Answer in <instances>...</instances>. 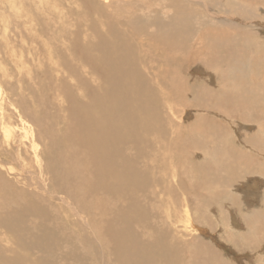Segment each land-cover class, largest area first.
Masks as SVG:
<instances>
[{"label": "rangeland", "instance_id": "obj_1", "mask_svg": "<svg viewBox=\"0 0 264 264\" xmlns=\"http://www.w3.org/2000/svg\"><path fill=\"white\" fill-rule=\"evenodd\" d=\"M105 2H3L0 88L49 117L42 131L27 114L2 118L22 157L38 153L34 187L8 174L20 198L0 191V264H126L131 248L132 264H264V155L250 148L264 147V0ZM102 55L122 65L132 107L81 136L66 90L95 112ZM63 59L81 75L55 70Z\"/></svg>", "mask_w": 264, "mask_h": 264}, {"label": "bare ground", "instance_id": "obj_2", "mask_svg": "<svg viewBox=\"0 0 264 264\" xmlns=\"http://www.w3.org/2000/svg\"><path fill=\"white\" fill-rule=\"evenodd\" d=\"M3 2H4V0H0V10H2ZM108 2H109V0H106L105 4H107ZM86 5L91 6L90 3H86ZM93 9H94V11H93ZM16 10H15V5H14V11H16ZM4 12H6L5 9H4ZM88 12L89 13L102 14L103 7L102 6H100V7H89ZM27 18L29 19L28 16H27ZM0 19L2 20V12L1 11H0ZM111 29H108V37L110 39H113V37L110 33ZM99 43L109 44V42L107 40H105L103 37L100 38ZM114 45L117 46L116 44H114ZM118 48L121 49V47H118ZM1 57H2V51H0V58ZM70 59L73 60V59H75V57L72 56ZM11 60H13V59H11ZM100 60H101V62H103L104 68H107V69L106 70L105 69L102 70V69H98V68L95 69V73L97 74L98 81H97V84L95 87L94 95L91 98V104H92V107L95 108V110H96L95 112L93 111L92 108L87 107V104L85 101L81 100L80 98L73 97L70 94L69 90L68 89L66 90V94L69 96V99L72 101L70 108H72V110L74 112V119L78 124L79 134L81 136H87L92 131L97 132L98 129L100 128V126L102 125L101 121H103L106 124L108 129L111 127V125H114V124L119 125L118 116H117V114H115V108H114L115 105L125 107L126 112H128L129 109L132 107V102L130 103L126 99V97L124 96L122 91L120 90V82L123 81V77L121 76L122 71H123L122 65L116 64L115 62L107 61V59L103 55L100 57ZM9 62H12V61H9ZM62 63L64 64V66L63 67L57 66L55 68V70L59 71L60 73L67 72L68 74H71V76L81 75V72L79 71V69H77V68L72 69L70 67L69 62L66 59H63ZM82 71H85L83 69V65H82ZM114 73H116L120 76L118 80H116L112 77V74H114ZM0 80H3V81L5 80V72L1 66H0ZM61 103H62L61 98H59V96H54V105L55 104H61ZM86 108H89V114L86 111ZM46 111H47V109H46ZM26 114L30 116L31 123L34 126H38L40 128V130L42 131L44 125L46 124V120L49 117V113H46L45 122H44V121L39 120L38 111L35 108V106H33V103L31 104V106L27 110L19 111L18 99L13 98L12 96L10 97L7 93H4L3 89L0 88V117H1V119H0V150H1V153L3 154L6 151L7 146L11 145L12 149L17 152V153H11V157L13 159L12 164H9V160L3 161V163H1V165L4 167L5 171H2L0 169V191L8 199L12 198L13 196L16 199L20 198V193H21V188H19L15 184L14 179L11 178L10 176H8V174H17L19 177L22 176L24 181L26 182V184L28 186L34 187V180H32L33 179L32 178L33 172H32L31 164L36 159V155L38 153L37 147H34V151L31 155H29L27 157H22L19 153V150H18V145L20 143V129H19V127L15 124L11 123V121L7 122V121L2 119L5 116H9L12 120H18V119L20 120V118H22ZM99 114H100V119L98 118ZM208 120H210L209 117H208ZM94 121H95V124H94ZM98 140L101 141L100 139H98ZM257 142H258L257 145L254 143H251L250 148H252V149L255 148L256 151H258V152H260V154L262 153L264 155V147L260 144L259 139L257 140ZM218 156H219L221 161H223V160L227 161V168H228V171L230 174H232L236 171L237 168H236L235 164L237 165V163L235 162V164H234V160L231 157H226V155L224 157V153L222 151H218ZM258 164H260V162ZM71 170L72 169L68 170V172L63 175V183L66 186V189H71L72 185H73L74 176H73V172ZM44 171L47 173L48 167H45ZM227 186H231L230 179H229V182L227 183ZM221 193L222 192H220L219 195ZM231 221H232V223L230 225L232 228H238L239 227L238 222L236 220V217L234 215H232ZM6 225H7V227H9L14 232H18L17 227L11 225L10 223H6ZM200 230L201 229L199 228V231ZM211 233H213V232H211ZM263 246H264V244H263ZM253 248H254V245L250 249H253ZM260 252L262 253V252H264V250L260 249ZM122 260H124V262L126 264H132V248L130 249V252L126 255V258H124ZM118 261L119 260H115L112 262V264H117ZM135 264H138V263H135Z\"/></svg>", "mask_w": 264, "mask_h": 264}]
</instances>
